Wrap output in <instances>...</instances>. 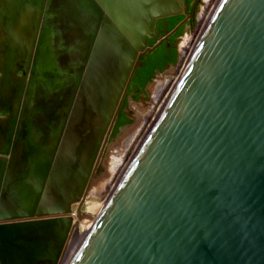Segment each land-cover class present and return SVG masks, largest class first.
Returning a JSON list of instances; mask_svg holds the SVG:
<instances>
[{
  "label": "water",
  "instance_id": "95a60500",
  "mask_svg": "<svg viewBox=\"0 0 264 264\" xmlns=\"http://www.w3.org/2000/svg\"><path fill=\"white\" fill-rule=\"evenodd\" d=\"M183 8L0 0V264L62 260L153 24ZM177 79L69 264H264V0H220Z\"/></svg>",
  "mask_w": 264,
  "mask_h": 264
},
{
  "label": "bare ground",
  "instance_id": "6f19581e",
  "mask_svg": "<svg viewBox=\"0 0 264 264\" xmlns=\"http://www.w3.org/2000/svg\"><path fill=\"white\" fill-rule=\"evenodd\" d=\"M220 0H205V2L208 5V8L205 7V15H203L201 19V24L199 29L194 33V37L192 38V43L187 46V50L183 53L182 57V63H187L189 62L190 57L194 51L195 46L197 45L202 33L205 31L210 18L212 17L218 3ZM209 8L211 9L209 11ZM207 16V17H206ZM181 63V65H182ZM187 64L184 65L182 68V72L186 68ZM181 67V66H180ZM167 82H165L163 87L156 89L154 92L155 96L153 98L154 100V108L155 112H151L150 115L145 116V117H140L137 119V121L132 125V127L129 130H126L124 135V139L122 140V136L119 138V141L117 142V145L120 147L124 146V151L121 152H109L107 158L104 160V164L106 166V170H104L105 173H102L100 177L95 179L94 186H96L94 193L96 194H101L102 191L99 189V185L103 184L104 182L102 179L106 176L107 180L106 184H104L103 188L104 192L102 193L101 196L103 197V200L98 203H94L91 207L92 211L94 212L93 215L89 214H84L83 220L79 221V223L83 227V232L73 231L70 238L69 242L67 245V248L64 252L62 260L59 262V264H69L78 250L80 243H82V240L84 237L87 235L89 230H91L97 216L102 212L107 200L111 196L113 190L117 187L119 181L123 177V175L126 173L128 167L134 160L138 150L142 146L145 138L147 137L148 133L150 132L152 126L154 125L155 121L157 120L158 116L161 114L164 106L166 105L170 94L175 87L177 80L175 79H165ZM129 131V132H128ZM116 145V144H115ZM111 148L116 147V146H110ZM127 157V158H126ZM126 158V159H125ZM102 181V182H101ZM93 191V190H92ZM99 192V193H98ZM95 196V195H94ZM101 197V198H102ZM100 198V199H101Z\"/></svg>",
  "mask_w": 264,
  "mask_h": 264
},
{
  "label": "flooded vegetation",
  "instance_id": "af4514ba",
  "mask_svg": "<svg viewBox=\"0 0 264 264\" xmlns=\"http://www.w3.org/2000/svg\"><path fill=\"white\" fill-rule=\"evenodd\" d=\"M201 1L202 0H184L185 8H183L182 13L159 18L158 21L153 24V32L157 33L156 37L152 40L153 44L160 41L157 46L166 43L167 51H170L169 48H174L178 52L177 60L173 63L169 59L164 58L161 62L163 67L161 70L157 66H152L151 73H137L132 75L122 97L114 124L103 148L101 158L98 162V171L96 173L97 178L100 177L103 170H105L103 164L110 145H112L119 136L123 135L126 130H129L138 118L148 116L147 114H144L139 110H135L134 108H136V105L140 104V102L143 105L148 104L149 102H151L152 105L154 104V92L156 89L159 91V88L163 87L165 82H167L165 80L166 78H162L165 74L164 72L171 66L175 67L177 65L179 59L178 40L181 34H183L186 30H193L196 20V8ZM204 2L205 0H203V3ZM206 7L208 8V5ZM199 14L200 12L198 13V18ZM203 15H205V12ZM165 31H168V33ZM191 43L192 39L190 41V44ZM183 53L184 52L181 50L180 63H182ZM149 62L153 64V60L150 58ZM186 64H188V61L187 63H184V65ZM184 65L183 63L182 65L180 64V68Z\"/></svg>",
  "mask_w": 264,
  "mask_h": 264
},
{
  "label": "rangeland",
  "instance_id": "374dc122",
  "mask_svg": "<svg viewBox=\"0 0 264 264\" xmlns=\"http://www.w3.org/2000/svg\"><path fill=\"white\" fill-rule=\"evenodd\" d=\"M207 6V3L206 2H204L203 3V0L201 1V2H199V4H198V6H197V8H196V20H195V24H194V28H193V30H191V31H189V30H186L183 34H181V36H180V38H179V40H178V50H179V56H181V50L184 52L185 50H186V48H187V44H190V41H191V39H192V36L194 37V33H195V31H197L198 29H199V27H200V24H201V18H202V15L204 14V10H205V7ZM211 9L209 8V11H210ZM200 12V14H199V18H198V13ZM199 19V20H198ZM211 19V18H210ZM177 74H179L180 75V73H182V70L180 69V71H177L176 72ZM177 74H170V73H166V74H164V76L162 77V78H166V79H175V80H177V78H178V76L179 75H177ZM43 79V78H42ZM45 80L43 79V80H41V84L42 85H47L46 84V82H44ZM44 88H46V87H44ZM135 110H139L140 112H142V113H144V114H147V115H150L151 114V112H155V108H154V104L152 105V103L151 102H149L148 104H142L141 102H140V104H138V105H136V108H134ZM129 132V131H128ZM121 136H119L117 139H116V141L115 142H113V144L112 145H110V146H116V147H113V148H111V147H109L108 148V150H107V153H106V158H107V156H108V154H109V152H114V153H116V152H121V151H124L123 149H124V146H122V147H120L119 145H117V142L119 141V138H120ZM124 139V135L122 136V140ZM116 144V145H115ZM127 158V157H126ZM125 158V159H126ZM103 166H104V168H106V166H105V164H103ZM106 170V169H105ZM102 173H105L104 172V170H103V172ZM101 173V174H102ZM107 178V174H106V176L102 179V181L104 182L103 184H100L99 185V189H100V191H102L101 192V194L103 193H106V192H104V190H106L105 188H103V186H104V184H106L107 182V180H105ZM101 181V182H102ZM97 186V185H96ZM96 186H93L92 188H91V190H90V193L88 194V196H87V198H86V201H85V203L82 205V210L85 212V214H89V215H93L94 214V212L92 211V209H91V207H92V205L94 204V203H98V202H101L102 200H103V197L101 196V194H96V193H94V190H95V188H96ZM95 187V188H94ZM104 189V190H103ZM93 190V191H92ZM95 191H97V190H95ZM107 191V190H106ZM99 193V192H98ZM102 194V195H103ZM95 195V196H94ZM102 197V198H101ZM101 198V199H100ZM75 204L74 205H72V210H74L75 209ZM87 216H85L84 217V215L80 218V220L79 221H81V220H83L84 218H86ZM74 219H76L75 218V216H74ZM76 230H78L79 232H83V227H82V225L78 222V226H77V228H76Z\"/></svg>",
  "mask_w": 264,
  "mask_h": 264
},
{
  "label": "trees",
  "instance_id": "16d2710c",
  "mask_svg": "<svg viewBox=\"0 0 264 264\" xmlns=\"http://www.w3.org/2000/svg\"><path fill=\"white\" fill-rule=\"evenodd\" d=\"M149 44L153 45V42L151 41ZM166 46L167 44L163 43L155 47L151 52H145L142 55H140L139 57L140 63L135 68L133 75L137 73H142V74L151 73L152 66H157L161 70L163 68L161 62L162 59L164 58L169 59L173 63L176 62L178 52L174 48H169L170 51H167ZM149 58L153 60V64L149 62Z\"/></svg>",
  "mask_w": 264,
  "mask_h": 264
}]
</instances>
